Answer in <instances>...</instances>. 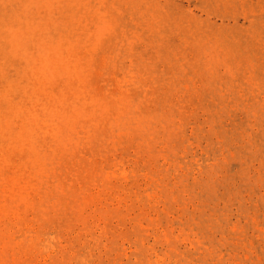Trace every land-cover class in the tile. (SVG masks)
Instances as JSON below:
<instances>
[{"label": "rangeland", "instance_id": "1", "mask_svg": "<svg viewBox=\"0 0 264 264\" xmlns=\"http://www.w3.org/2000/svg\"><path fill=\"white\" fill-rule=\"evenodd\" d=\"M0 264H264V0H0Z\"/></svg>", "mask_w": 264, "mask_h": 264}]
</instances>
